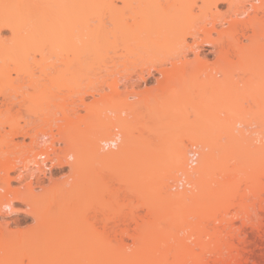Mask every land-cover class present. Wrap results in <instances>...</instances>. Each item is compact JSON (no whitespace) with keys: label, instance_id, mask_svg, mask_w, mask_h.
<instances>
[{"label":"bare ground","instance_id":"6f19581e","mask_svg":"<svg viewBox=\"0 0 264 264\" xmlns=\"http://www.w3.org/2000/svg\"><path fill=\"white\" fill-rule=\"evenodd\" d=\"M58 46L63 74L105 54L127 58L156 50L151 60L156 88L167 85L171 98L153 101L151 89L140 88L151 67L146 75L128 74L126 90L116 87L107 95L98 79H62L54 86L58 93L68 91L58 103L63 122L56 131L45 120L36 129L30 119L44 106L47 88L28 81V56L50 55ZM11 66L12 83H21L4 84ZM96 93L99 98L87 103L85 96ZM76 100L90 111L91 122L71 116ZM160 131H165L161 140L186 131L190 142L180 139L156 154L149 138ZM249 133L263 137L253 171L226 160L234 141ZM198 155L199 165L190 169ZM167 157L185 175V184L194 186L171 192L170 205L165 192L156 198V225H142L139 206L131 209L130 236L138 241L147 230L160 244L152 253L145 237L139 250L123 257L125 264H242L223 222L231 208L245 213V204L236 202L246 195L243 183H264V0H0V264H110L114 214L105 208L111 197H121L112 184L121 182L122 196L138 198L143 165L156 166ZM55 166H67L69 173L49 175ZM15 203L23 204L31 224L12 226L3 219L18 210ZM118 218L121 226L129 223L126 216ZM180 228L189 231L185 238L196 236L194 246L176 240ZM126 229L119 228L122 238Z\"/></svg>","mask_w":264,"mask_h":264},{"label":"rangeland","instance_id":"374dc122","mask_svg":"<svg viewBox=\"0 0 264 264\" xmlns=\"http://www.w3.org/2000/svg\"><path fill=\"white\" fill-rule=\"evenodd\" d=\"M220 9L225 10L226 9L225 4L220 5ZM8 34L9 33L7 31L6 35ZM61 50L62 48L58 46L56 50L54 51V53L50 55L42 56L39 52H32L30 57L28 56L29 64H30L29 67L32 69L30 72L26 73L28 81L30 82L31 80H34V83L39 84L40 89H43L44 85L47 88L45 95H42V98H41L45 102L44 106H42L32 116V119H30L31 126L36 129L42 128L43 120H45V125L52 123V125L54 126V131L57 130V124L60 122H63L62 118L64 117L63 115L64 112L62 110V106H60L58 103L62 102V98L60 96H64L65 93H67L68 91L66 92V87L65 88L63 87L64 91H62L61 93L60 92L58 93L57 87H55L56 85L54 86V84L57 83L58 81L60 82L62 81V79L64 80L66 79V81H68V78L76 79L77 76L79 77V79L81 78L80 79L81 81H83L84 79L83 83H87L90 79H95V80L98 79L101 83L100 92H104V93L106 92V95L112 94L114 88L116 87H118L119 89L118 91L123 92L126 90V86L124 85V82H125L124 77L127 76L128 74L132 76L138 75L142 70H145V75H146L147 69L151 67V64H152L151 60L155 57V56L153 57V55L156 54V50H153L146 54L141 53V54L129 55L127 58H116V57H112L111 54H105L101 57H98L92 60L91 64L87 67L77 66L76 68L71 69L66 74H63L61 70L65 68V65H64V60H63L64 54L61 52ZM210 56L212 57L213 55H210ZM43 57H46V58L44 59ZM6 70L8 72V75L4 81V84L21 83V81H15L14 83H12L9 77V74L11 75L12 78L16 76V71L13 70V66L8 67ZM151 71H152V74L146 75L147 80L145 83L144 82L142 83L140 88L141 89L150 88L151 93L149 94V97L153 101L169 100L171 98L170 97L171 88L168 87L167 85H164L163 87H160V88L159 87L156 88V70L155 68L151 67ZM50 78L53 79L51 83H49ZM64 80H63V83H64ZM59 82H58V85H60ZM30 91L34 92L33 90H30ZM76 98L77 97H74V99ZM98 98H99V93H96L95 96H92V95L85 96L86 102L92 103V104ZM72 100L73 98H69L67 99V102H71ZM73 106L75 107L76 112L72 110L70 112L71 116L75 118L81 117L80 119L82 122L92 121L93 118H92V115H90L91 114L90 111L87 110L83 105H81L80 101L76 100ZM156 106H158V104ZM162 108L165 109L164 105ZM20 120L21 122L23 121L22 119ZM95 120L96 119H94V121ZM82 127L84 128L85 125H82ZM160 132H157L155 135H152L151 138H149V140L152 139L154 144L157 146L155 148L157 152L153 150V152H156V154H161L162 152L171 150V148L176 143L180 142L179 141L180 139H184L183 141L184 143L190 142L189 139L185 136L186 131H181L182 134L180 133V131H178V134H176V136L172 135V136H169V138H166L163 140L160 139V136L161 134H165V131H160ZM261 139H263L261 133H254V134L249 133V134H246L244 137L242 136L238 137L234 141L235 144L234 143L232 144L234 147L232 146V151L227 155L228 158H226V160L231 166H237L239 164H242L250 171L254 167H258V162H260L261 157H262V151L260 148H258L259 145L261 144ZM29 140H30L29 138L26 139V141H29ZM157 140H159L160 142ZM208 140L211 142L210 138ZM222 141L225 143L226 139H223ZM153 142L151 141L150 143L152 144ZM160 146L162 148H159ZM198 147L201 148L200 145ZM198 147H195L193 149L198 151L200 150V148ZM221 148L218 149L219 152L220 151L222 152L224 150V146H222ZM15 155L16 157L22 156V153H17ZM19 160L20 159H18V163H20ZM160 161L162 162H159L158 164H156V166L143 165V168H142L143 170L141 169L144 173L142 176L143 182L140 188V196L138 198L133 199L131 197L132 198L131 199L129 196H126V197H124V195L122 196V190L124 189V186L121 182L116 180L114 184H112V188L115 190V192H117L118 190V193L120 194L121 197H118V198H116V196L115 198L111 197L108 203V207L105 208V212L106 211L110 212L111 216L113 214L115 216L116 212H117L116 214H118V216L116 217L112 216L109 221L110 223V232H109V243H110L109 244V247H110L109 262L110 264H125L124 261L127 255L133 253L135 250H139V248L137 247L140 244H142L141 240L142 239L144 240L145 237L149 236V233L146 232L147 230L145 231V229H143L145 232L141 233V238L138 239V241L137 239L134 240V238L130 236V234L132 235V233L134 232V227H135L134 221H132L131 219L132 218L131 209L134 206L136 205L139 206V216H140L141 224L147 227H150L149 225L151 224L156 225V216L154 215L155 212H153L152 208L153 206L154 207L156 206V198L159 195H162L164 194L163 192H165L166 195L165 194L164 195L166 196V199H165L166 202L164 203L170 205V199H171L170 193L171 192L173 194L177 191H182L184 189H190L191 186H194L192 184H185L186 183L185 175L182 172L176 171L175 169L176 166H174L175 164L172 163V160L170 157H167L164 160H160ZM198 165H199V155L197 156V158H195L194 162L192 163L190 162L189 168L193 169ZM51 170H52L51 174L49 170V175H52L55 178L61 177L69 173V168L67 166H55V167H52ZM10 173L13 176L17 175V172L13 170H11ZM116 177H117V174H114V179H116ZM151 179H153V182H150ZM23 183L14 181L13 184L21 185ZM167 183H171V184H167ZM260 184L261 185L257 184V186H255V185H251L250 183L249 185L243 183L240 187L241 191L246 192V195L245 197H243L244 199H237L236 202L237 204L244 203L245 213L248 211L249 215L248 213H246L247 214L246 215L245 213H243V211H241L242 213H240L237 210H234V208L233 209L231 208L230 213H228L227 215H224L225 221L223 222V225L227 226L226 231H230L229 233L230 241L232 242L231 249L234 252V255L238 256L242 264H264V183H260ZM113 189H110V191H113ZM166 189L169 191V194H167L168 192H166L167 191ZM176 189H179V190L176 191ZM115 192L113 191L111 193H115ZM15 205L18 208V210L8 211V213H6V215L3 216V219L5 221L11 222L12 226L15 225L16 222H18L20 226H26V225L31 224L32 223L31 217H29L25 212H23V204L15 203ZM119 205H122V206L124 205V208L122 207V209H124L123 211L122 209H120L121 207ZM151 209H152V212H151ZM102 212H103V209H102ZM104 213L99 215L100 218L102 217ZM120 216L121 217L126 216L127 217L126 223L128 222L129 223L125 225L123 224L121 226L118 222V219H119L118 217ZM159 221L161 222L162 220L160 219ZM157 222H158V219H157ZM162 223H165V222L163 221ZM162 223L161 225H163ZM216 224L218 225L221 223L216 222ZM216 224L215 223L214 225L211 224L210 227L212 228L216 226ZM127 225L129 226V228ZM125 226L127 228L126 230H127L128 235L122 238L119 232V228L125 229ZM221 229H223L222 225H221ZM180 230H179V234H177L178 237H176V240L178 238L179 240L186 239L187 243H189L190 245L192 244L194 246L196 236L185 238L186 236L189 235V231L186 229L183 230L181 228ZM152 231H150V233L153 234L154 232ZM153 235L150 234L149 236L151 240L147 238V241L148 240L150 241L148 242L150 244L151 252L155 250L156 246L160 244L158 242V245H156L157 244L156 239L158 237L155 238L156 234L154 236ZM159 239L160 238H158V241ZM172 242L174 245L176 244L175 239H173ZM122 243L126 244V246L123 248V251L120 250V246ZM151 244H152V247H151ZM148 251H147V255H149L148 253H150ZM226 253L228 254V251ZM125 255L126 257L124 259L123 257ZM212 257H213V254H209V253L206 254L207 260H209Z\"/></svg>","mask_w":264,"mask_h":264}]
</instances>
